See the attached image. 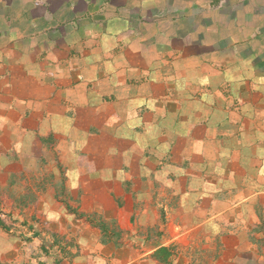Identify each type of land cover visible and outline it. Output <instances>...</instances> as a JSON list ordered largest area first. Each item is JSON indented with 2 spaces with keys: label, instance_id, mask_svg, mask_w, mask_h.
I'll return each mask as SVG.
<instances>
[{
  "label": "crops",
  "instance_id": "1",
  "mask_svg": "<svg viewBox=\"0 0 264 264\" xmlns=\"http://www.w3.org/2000/svg\"><path fill=\"white\" fill-rule=\"evenodd\" d=\"M0 205V264H264V0H0Z\"/></svg>",
  "mask_w": 264,
  "mask_h": 264
},
{
  "label": "rangeland",
  "instance_id": "2",
  "mask_svg": "<svg viewBox=\"0 0 264 264\" xmlns=\"http://www.w3.org/2000/svg\"><path fill=\"white\" fill-rule=\"evenodd\" d=\"M7 207H3L0 205V215L7 213L6 210Z\"/></svg>",
  "mask_w": 264,
  "mask_h": 264
},
{
  "label": "trees",
  "instance_id": "3",
  "mask_svg": "<svg viewBox=\"0 0 264 264\" xmlns=\"http://www.w3.org/2000/svg\"><path fill=\"white\" fill-rule=\"evenodd\" d=\"M81 216H87V215L82 214ZM0 224H1V225L4 224L3 221H2L1 219H0ZM101 228H102V229H106L105 225H102ZM160 252H163V250L160 251Z\"/></svg>",
  "mask_w": 264,
  "mask_h": 264
}]
</instances>
